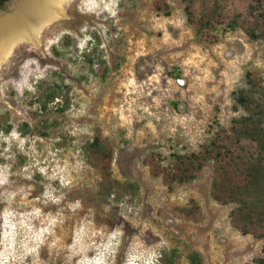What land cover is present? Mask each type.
Instances as JSON below:
<instances>
[{
  "label": "rangeland",
  "instance_id": "obj_1",
  "mask_svg": "<svg viewBox=\"0 0 264 264\" xmlns=\"http://www.w3.org/2000/svg\"><path fill=\"white\" fill-rule=\"evenodd\" d=\"M223 2L254 37L241 23L197 42L182 0H71L36 44L14 49L0 69L12 125L0 133V264H157L170 249L177 264L190 251L202 264H256L263 240L212 199L211 161L171 189L147 163L203 152L247 114L233 93L250 79L264 86V0ZM42 80L64 96L46 111L33 99ZM94 137L113 151L112 177L133 184L118 200L98 196L100 171L82 150Z\"/></svg>",
  "mask_w": 264,
  "mask_h": 264
},
{
  "label": "trees",
  "instance_id": "obj_2",
  "mask_svg": "<svg viewBox=\"0 0 264 264\" xmlns=\"http://www.w3.org/2000/svg\"><path fill=\"white\" fill-rule=\"evenodd\" d=\"M5 1L7 0H0V8ZM182 1L187 23L192 26L197 42L208 41L210 32L217 31L224 25L229 30H234L241 23L255 36L253 22L240 19L242 15L239 13L229 17L224 0ZM255 4H260V0H255ZM255 8V5L248 7L249 10ZM215 40L212 37L211 42ZM233 95L235 108L242 107L247 114L233 118L229 129L219 133L203 152L173 154L172 161L166 167L157 165L156 171L155 161L149 160L147 163L152 165L151 170L155 176H161L164 184L171 189L174 184L192 182L205 164L211 161L212 199L221 205L233 206L229 213L230 222L242 235L263 240L261 255L255 262L264 264V86L255 79H250L246 87L238 89ZM63 97L62 87L56 81L42 80L36 85L33 99L40 111H46L55 99ZM11 128L8 118L0 116V133L7 134ZM243 142H250L254 146L244 148ZM82 150L88 162L100 171L99 198L107 200L112 196L118 200L132 192V183L112 177L110 165L113 151L107 143L94 137L82 145ZM193 210H196L194 202L191 209L183 208L181 212L189 216ZM186 257L189 264H202L196 251L188 252ZM157 264H177L175 249L161 251Z\"/></svg>",
  "mask_w": 264,
  "mask_h": 264
},
{
  "label": "bare ground",
  "instance_id": "obj_3",
  "mask_svg": "<svg viewBox=\"0 0 264 264\" xmlns=\"http://www.w3.org/2000/svg\"><path fill=\"white\" fill-rule=\"evenodd\" d=\"M71 0H10L0 11V69L21 44L37 43L42 31L65 16Z\"/></svg>",
  "mask_w": 264,
  "mask_h": 264
},
{
  "label": "water",
  "instance_id": "obj_4",
  "mask_svg": "<svg viewBox=\"0 0 264 264\" xmlns=\"http://www.w3.org/2000/svg\"><path fill=\"white\" fill-rule=\"evenodd\" d=\"M7 2H8V0H7V1H5L3 5H5V6H6V5H7Z\"/></svg>",
  "mask_w": 264,
  "mask_h": 264
}]
</instances>
